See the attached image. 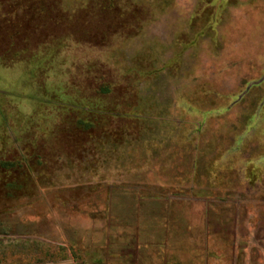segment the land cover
<instances>
[{"label": "rangeland", "instance_id": "obj_1", "mask_svg": "<svg viewBox=\"0 0 264 264\" xmlns=\"http://www.w3.org/2000/svg\"><path fill=\"white\" fill-rule=\"evenodd\" d=\"M0 264H264V0H0Z\"/></svg>", "mask_w": 264, "mask_h": 264}, {"label": "trees", "instance_id": "obj_2", "mask_svg": "<svg viewBox=\"0 0 264 264\" xmlns=\"http://www.w3.org/2000/svg\"><path fill=\"white\" fill-rule=\"evenodd\" d=\"M83 123H85V122H83ZM85 125H88V123H86ZM6 165H8V164L6 163Z\"/></svg>", "mask_w": 264, "mask_h": 264}]
</instances>
